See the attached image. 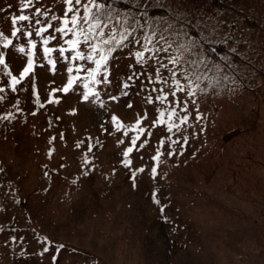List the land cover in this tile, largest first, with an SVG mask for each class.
Segmentation results:
<instances>
[{
    "label": "rangeland",
    "instance_id": "1",
    "mask_svg": "<svg viewBox=\"0 0 264 264\" xmlns=\"http://www.w3.org/2000/svg\"><path fill=\"white\" fill-rule=\"evenodd\" d=\"M160 2L166 7L171 29L169 34L155 31L154 43L159 40L155 47L167 46L161 34L172 47L167 52H145L146 58L153 59L143 67L135 57L136 52L144 51L141 45L126 42L113 52L109 62L112 84L107 89L96 86L105 102L100 107L99 101L81 103L83 88L79 86L75 94L56 92L51 99L59 103H49L52 90L66 83L69 64L92 65L68 61L53 52L51 58L57 61L53 73L43 58L41 37L34 32L24 35L33 31L28 22L18 23L21 33L11 36L13 16L29 15L34 22L37 8L41 12L50 9L47 18H42L46 26L52 15H62V0H34L24 11L21 0H0V31L13 41L9 49L0 48L8 70L19 77L27 61L29 40L37 44L36 64L43 65L35 69L36 95L31 76L13 92L8 84L11 78L0 66V88H4L0 117H11L0 119V264H264V102L260 105V130L245 134L249 142L235 137L220 148L216 143L219 129L249 119L254 106L251 96L238 91L214 99L199 88L191 99L178 92L176 98L169 95V100L160 104L156 99L160 93L150 90L170 91L167 69H161L169 79L167 86L146 79L147 75L154 77L158 62L168 64L177 41L186 45L189 28H197L200 37L213 41L243 36L249 42L239 45V52L246 60L263 61L264 0ZM135 28L130 41L154 32ZM62 43L53 41L48 46L58 48ZM250 43H260L261 50L252 47L251 51ZM18 47L25 48L24 55L15 51ZM70 55L65 53V57ZM133 74L140 79L127 81L133 86L124 96L121 84ZM177 79L187 83L180 75ZM106 92L119 99L111 100ZM148 96L153 103H147ZM185 103L187 112L181 111ZM172 108L178 113L172 123L180 124L185 115L188 123L172 132L166 124L152 127L159 111ZM145 113L147 119H143ZM113 115L126 128L139 118L145 129L127 158L131 162L128 167L123 153L136 132L126 136L125 129L117 131ZM197 116L201 118L197 120ZM121 140L124 143H119ZM145 140L147 144L139 147ZM161 140L164 144L159 147L157 163L153 157ZM249 151L263 164L255 167L258 164L243 160V172L235 176L229 163L241 162ZM169 152L174 154L169 157ZM85 158L90 163L85 164ZM153 167L157 169L155 179ZM138 169L144 171L137 173L134 188L131 177ZM153 191L159 205L153 203ZM161 206H165L163 213Z\"/></svg>",
    "mask_w": 264,
    "mask_h": 264
},
{
    "label": "snow or ice",
    "instance_id": "2",
    "mask_svg": "<svg viewBox=\"0 0 264 264\" xmlns=\"http://www.w3.org/2000/svg\"><path fill=\"white\" fill-rule=\"evenodd\" d=\"M39 2V0H36ZM34 3V0H21V11L29 9ZM64 5L62 9V15H52L50 19L47 20L45 26V19L47 18L48 12L50 9H46L44 12H41L39 8L36 9L34 16L36 17L34 22H32L29 15H18L13 16L11 19V24L13 30L11 31L12 37H17L18 33H21L22 29L17 27L16 25L21 22H28V27L32 28L33 31H25L24 35L31 36L34 32L36 36L41 37V43L43 45V58L50 66V70L55 72L57 61L53 60L52 54L53 52H58L60 58H64L68 61H86L88 64L92 65V67H85L80 63H76L75 67L69 66L67 67V81L66 83L60 87L53 89L50 93L49 103H59V100H53L51 97L56 92H61L64 95H68L69 93H76L77 87H82L83 92L80 93L81 103H92L96 104L99 101V106L104 107L105 102L100 99V92L96 90V86H103L105 89L108 88L112 84V80L109 79V62L113 58V52L117 49H120L125 46L126 42L135 43L141 45L144 51H139L135 53L137 64L142 67L148 63V60L153 59V57H145V52H167L172 45L168 44L164 36L161 34L160 39L165 40L166 47L161 46L160 48L155 47V43H159V40H156L154 43V37L156 35L155 31L152 35H144L142 37H137L129 40L130 37L133 36V33L136 31V28L133 24L129 22L130 18L124 16L123 13H117V16H123V19H116L113 15L112 5L105 4L102 0H62ZM58 21V24H54L53 22ZM36 25H40L36 27ZM47 34V35H45ZM145 41V43H141V41ZM53 41L62 44L58 48L49 47ZM197 42L195 40L189 41V47L195 45ZM13 44V41L5 36L4 32L0 31V48L9 49V47ZM29 47L27 51V61L22 70L19 73V77L12 75V72L8 70V63L5 59V53L0 52V66H3L4 75L10 77L11 79L8 81L10 89L15 92L17 91V86L22 83L26 78H32L33 85L32 91L33 95H36V67H43V65H37L34 57L37 49L36 42L29 40ZM64 45H67L65 47ZM152 47H149V46ZM186 48L185 45H181L179 47V51H184ZM17 53L21 55L25 54L24 47H18L15 49ZM71 53L69 57H65V53ZM168 64L172 65V68H168ZM168 64H164L163 62H158V67L154 69V77L153 75H147L146 79L148 83H159L163 85H169V79L165 78L161 69H167L170 79H171V87L168 93L164 92L163 88L157 89L152 88L150 91L159 92L160 94L156 97L160 104H164L169 100V95L173 98L177 97V93H185L189 99L194 97L197 94V90L200 87V84L205 80H208L210 85L214 83H219L220 79L228 80L229 77L227 75L221 76V69L219 66L212 65L210 66L208 62L204 58L199 59H191V60H182L180 56H171L168 61ZM227 67V65H225ZM230 71V69H229ZM83 73L84 75H80ZM209 73H213L214 76L210 77ZM180 75L182 79H184L187 83L181 84L180 80L177 79V76ZM134 79H140V76L137 74L129 75L127 80L121 84V91L124 96H127L129 93L126 91L131 88L133 84L128 83L127 81H133ZM4 88H0V92H3ZM109 98L113 101H117L119 99L118 96L112 95L110 92H106ZM147 103H153V100L150 96L145 97ZM192 103L195 104V100H192ZM37 104L42 107L43 105L39 104V97L37 96ZM128 107H132L131 104ZM165 111H167V120L164 119ZM159 111L158 117L153 122L152 127H156L159 125H167V130L172 132L173 128L177 130L180 127V124L188 123V116L180 118V124L172 123L173 117L178 116L175 108L171 110ZM181 111L187 112V104L185 103L181 107ZM35 115V113H32ZM71 114H75V110ZM10 116L0 117L3 120H10ZM147 113H145L143 119H147ZM201 117L197 116L196 119L199 120ZM114 128L117 131H120L122 128L124 130V135H128L130 131L136 132V135L131 137V146L125 149L123 155L125 157L124 166L128 167L130 165V161L127 159L129 154L136 149L137 141L140 140V137L145 134V129L141 127V119H137L135 125L126 128L120 120L113 115L111 117ZM149 136L151 132L147 133ZM55 139V138H52ZM171 139V138H169ZM51 143V140H50ZM119 143H124L123 140L119 141ZM173 144L179 143V141H172ZM184 143H187V137L184 138ZM147 144L145 140L140 144L139 147H144ZM164 141H160V145L157 148V155L153 157L154 161L159 162V157L161 155L159 151V147H162ZM79 147V144L77 145ZM92 145H89L88 150L92 151ZM183 147V145H181ZM138 150V149H137ZM174 153L169 152L168 155L171 157ZM183 153H181L182 155ZM52 152H49V157H51ZM85 164L90 163V161L85 158ZM2 171V169H0ZM144 169H138L136 172L132 174L133 187H136L135 180L137 177V173L143 172ZM157 173L156 167L152 168V178L155 179ZM87 175V172L84 173ZM75 183V181H73ZM152 200L154 204L159 205L160 201L157 199V193L153 191ZM164 207H160L161 213L164 212ZM63 247V246H61ZM48 248H44V252H47ZM55 259V257H53Z\"/></svg>",
    "mask_w": 264,
    "mask_h": 264
},
{
    "label": "trees",
    "instance_id": "3",
    "mask_svg": "<svg viewBox=\"0 0 264 264\" xmlns=\"http://www.w3.org/2000/svg\"><path fill=\"white\" fill-rule=\"evenodd\" d=\"M213 1L221 4L230 0ZM102 2L112 5L113 15L116 19H123V16L116 15L117 13H123L124 16L130 18L129 22L135 27L142 26L147 32L163 30L165 33H170L168 12L160 0H102ZM251 19L255 20V17ZM196 30L197 28H189L187 30L191 37L187 36V39L184 40L186 42L185 50L182 52L178 50L181 45H184V42L177 41L178 47H175L172 56H180L182 60L204 58L210 66H219L221 69L220 75H227L229 79H220L219 83H214L213 85H210L209 81L205 80L199 87L201 91L214 99L225 98L227 95L231 96L238 91L251 96L254 106L249 112V119L242 123L237 121V123L225 128L221 127L216 137V143L220 148H224L235 137L238 140L243 139L244 142H249L250 139L245 136L246 132L258 131L261 127V119L259 120V118L260 105L264 102V60L262 61L261 58L253 61L246 60L247 58L239 52V45L249 42L243 36L239 39L235 37L232 39L229 36L226 39L213 41L208 36L200 37ZM190 40H195L197 43L189 47ZM261 46L260 43H250L249 49L252 51V47L260 49ZM209 76L213 77L214 74L209 73ZM258 156L260 157V155ZM243 160L258 164L255 167H261V164H263V161L256 159L255 155L249 151L243 156L241 162L229 163L230 166H233L232 172L237 177H240L243 172ZM216 167H218L217 163ZM200 169L205 173L209 171L204 167H200Z\"/></svg>",
    "mask_w": 264,
    "mask_h": 264
}]
</instances>
